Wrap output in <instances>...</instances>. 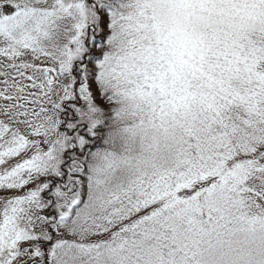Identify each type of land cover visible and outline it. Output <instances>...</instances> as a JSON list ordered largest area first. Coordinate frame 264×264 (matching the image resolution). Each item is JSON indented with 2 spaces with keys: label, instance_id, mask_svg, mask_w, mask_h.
<instances>
[{
  "label": "snow or ice",
  "instance_id": "obj_1",
  "mask_svg": "<svg viewBox=\"0 0 264 264\" xmlns=\"http://www.w3.org/2000/svg\"><path fill=\"white\" fill-rule=\"evenodd\" d=\"M0 264H264V0H0Z\"/></svg>",
  "mask_w": 264,
  "mask_h": 264
}]
</instances>
